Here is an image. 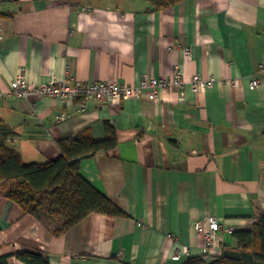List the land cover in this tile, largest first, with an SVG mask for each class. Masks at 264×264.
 <instances>
[{"label":"crops","instance_id":"obj_1","mask_svg":"<svg viewBox=\"0 0 264 264\" xmlns=\"http://www.w3.org/2000/svg\"><path fill=\"white\" fill-rule=\"evenodd\" d=\"M0 14V117L16 132L11 147L25 163L45 164L60 158L59 140L86 128L104 140L109 121L118 147L81 160V172L127 214L94 213L57 235L62 220L2 197L0 259L183 264L239 249L235 233L264 213V84L250 88L264 79V0H186L160 12L146 0H0ZM176 66L186 85L157 100L143 88L140 98L83 111V101L11 94L21 75L32 85L139 87ZM195 75L208 80L199 91ZM209 217L222 224L210 246L194 227Z\"/></svg>","mask_w":264,"mask_h":264},{"label":"trees","instance_id":"obj_2","mask_svg":"<svg viewBox=\"0 0 264 264\" xmlns=\"http://www.w3.org/2000/svg\"><path fill=\"white\" fill-rule=\"evenodd\" d=\"M153 11L175 7L186 0H146ZM4 15L0 14V17ZM10 17V15H7ZM106 138L98 141L90 128L75 137L58 141L61 156L45 164H27L10 142L16 132L0 117V198L16 202L38 218L62 220L57 235L66 233L94 213L125 217L127 214L100 192L81 172V160L118 147L114 125L106 121ZM238 250L226 249L222 256L207 260L189 259L183 264H264V213L254 227L235 233ZM25 264H49L42 255L24 252L17 255ZM118 260V259H117ZM122 264H128L119 259ZM7 264V259H0Z\"/></svg>","mask_w":264,"mask_h":264},{"label":"built area","instance_id":"obj_3","mask_svg":"<svg viewBox=\"0 0 264 264\" xmlns=\"http://www.w3.org/2000/svg\"><path fill=\"white\" fill-rule=\"evenodd\" d=\"M87 11H90V9ZM261 71H264V65H262ZM186 83L184 71L178 66L175 67L171 78H150L139 87L128 86L118 81L112 83L100 81L72 83L68 79L42 85H32L21 75L12 81L11 94L17 98L27 100L30 98L48 97L63 102L83 101L80 108L86 111L89 103L108 105L118 101L140 98L143 88H150L151 100H157L162 91L176 90L180 92ZM207 83L208 80L202 78L201 75H195L192 78L191 86L195 91H199ZM263 84L264 79H253L250 88L255 90ZM0 95H2L1 90ZM58 119L61 121L65 117L60 116ZM194 227L198 233L205 235L208 246H210L212 245L214 235L221 231L222 224L216 217H209L195 221ZM173 260L176 262L181 261V251H178L174 255Z\"/></svg>","mask_w":264,"mask_h":264}]
</instances>
